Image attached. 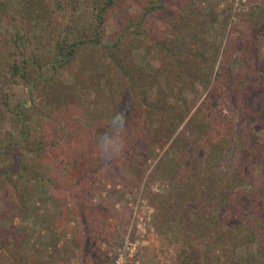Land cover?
Masks as SVG:
<instances>
[{"label":"trees","instance_id":"obj_1","mask_svg":"<svg viewBox=\"0 0 264 264\" xmlns=\"http://www.w3.org/2000/svg\"><path fill=\"white\" fill-rule=\"evenodd\" d=\"M175 1L194 7L196 0H0V23L5 24L9 38L5 75L30 88L42 87L43 92L51 81L60 85L40 94V99L54 104L47 114L41 108L42 102L12 105L7 96L0 94V123L6 124L0 130V181L11 188L18 207L31 199L39 183L51 185L54 195L64 203L73 199L76 189L84 190L81 181L86 173H98L99 179L112 178L119 162L128 163L129 171L135 172L140 159L136 155L135 161L136 152L129 146L138 142L149 151L162 141H171L157 164L167 176L179 170L176 180L181 184L173 189V199L159 200L157 209L162 218L173 213L170 217L178 236L182 235V239L174 237L179 264H264V137L255 134L238 155L232 125L220 118L222 109L230 112L231 122L249 115L257 125L255 129L264 131V55L257 48L258 38H264V12L258 5H248L242 10L247 38H222L211 47L213 50H206L209 56H205L204 36L187 41L184 17L179 11H190ZM212 4L214 10L218 2ZM111 12L117 16L118 29L113 44L106 45L102 38ZM126 43L143 45L148 54L158 55V74L150 78L140 66L123 62L119 54ZM176 44L183 49L174 52ZM230 48L242 58L235 73L226 65L225 55ZM257 63L262 68L256 72ZM204 67L208 68L205 74ZM45 70L51 73L49 78ZM65 72L67 84L64 77L58 79ZM200 83L210 88L185 124L188 128L175 135L192 109L186 95L196 94L195 87ZM154 91L156 100L150 98ZM163 96L173 98V105H165ZM219 100L222 104L215 111L210 106ZM234 101L238 104L232 110L226 103ZM86 112L88 117L100 119L124 113L125 147L116 160L107 161L92 131L73 122L74 116ZM156 124H162V128H155ZM60 125L72 133L71 139L64 140L58 131ZM188 147L201 148L211 164L204 169L193 165L195 156ZM14 152L35 155L30 178L1 165L2 157ZM175 152L185 155L184 168L171 156ZM235 157L238 162L230 172ZM144 165L136 172L138 179L148 167ZM32 179L36 183H25ZM242 182L253 186L250 192L233 191ZM221 183V192L211 200V187ZM205 201L207 207L201 208ZM93 210L88 208L89 212ZM8 246L11 264H21L25 256L20 258V246ZM241 247L247 252L239 259L237 251Z\"/></svg>","mask_w":264,"mask_h":264},{"label":"rangeland","instance_id":"obj_2","mask_svg":"<svg viewBox=\"0 0 264 264\" xmlns=\"http://www.w3.org/2000/svg\"><path fill=\"white\" fill-rule=\"evenodd\" d=\"M263 1L196 0L193 1L194 7L184 4L182 1H177V3L175 1L174 4L185 6L190 11H179L184 17L183 31L187 35L189 43L198 35L204 36L203 51L205 50V56H207V51L213 50L211 47L215 46L218 40L222 38L229 37L232 41L245 40L248 36V30L242 20V10L244 11L248 5H258L264 12ZM214 2H218V5H215L213 10L214 4L212 3ZM130 11L133 13L134 9ZM106 21L107 25L102 40L103 44L112 45L115 41L114 31L118 29L116 14L112 12L108 14ZM160 34L162 35L161 32ZM258 39L257 48L264 55V38ZM7 41L9 42V38L5 24L0 23V94L7 96L12 105L20 103L23 106H30L32 102H42L41 108L47 114L54 108V104L40 99V94L43 95L50 89L60 87L59 82L56 84L51 81V86L43 92L42 87L38 89L31 87V89L21 82L10 80L3 70L9 48ZM125 45L127 46H124L119 54V58H122L123 62L127 64L131 62L140 66L150 78L158 74L161 67L158 55L148 54L143 45L135 46V44L130 45L128 43ZM178 48L183 49V46L176 44L174 52H178ZM89 53L91 55L92 52ZM225 59L226 65L233 73L238 70V66L242 63L241 55L235 52L233 48L229 49ZM243 62H246L245 56ZM195 65L198 66L196 63ZM168 66L171 68L172 64L169 63ZM254 68L257 72L262 66L257 63ZM207 69L204 67V74ZM50 74L48 70L44 71L46 77L49 78ZM60 77H64L61 79L67 84L69 79L67 73L65 72L58 79ZM102 88L105 89L103 83ZM209 88L210 86L207 87L200 83L195 87L196 94L186 95L188 104L192 105V109L187 112L175 135L184 128H188L185 124L195 112L196 107L202 102ZM155 94V91L150 94L152 100L157 99ZM89 96L90 94L86 93V97L89 98ZM162 101L165 105H173L174 102L173 98L164 96ZM230 102L226 104L234 110L233 108L237 106L238 102L234 101L233 104ZM221 104L220 100L214 101L210 107L216 111ZM83 114L82 116H74L73 122L90 129L95 141H99L100 136L112 130L110 123L112 118L100 119L97 116L91 118L87 116L88 112ZM231 116L229 111L222 109L220 118H224L226 122L232 125L235 151L239 155L247 149L255 134L263 138L264 131L258 132L255 129L257 125L249 115L242 121L234 119L233 122L229 119ZM43 120L46 121L45 118ZM4 128H6V124L0 123V130ZM58 128V131L62 132L64 140L71 139L72 133L67 128L61 127V125ZM155 128H162V124H156ZM187 133L189 132L187 131ZM170 142L162 141V144L155 146L153 150L149 149V151H146L143 145L137 144L138 142L129 146V148H134L136 152L135 161L136 155L138 156L137 159H140L135 168L137 170L145 168L144 163L148 166L140 179L136 175L137 170L130 172L128 163L119 162L117 172L112 178L103 177L100 180L97 178L98 173V175L86 173L83 181H81V186H85L84 190L76 189L73 199L64 203L57 195H54L51 185L39 183L31 192V199L27 203L25 202V205L18 207L14 199L16 196L13 195L11 188L0 181V264H11V260L7 256L8 253H6V248L10 247L9 244L20 246V258L25 256L21 264H28L31 260L38 262L35 264H179L178 244L174 237L182 239V235L178 236V230L175 228L176 223L170 217L173 213H168L166 215L168 217L162 218L164 215L157 209L159 200L161 198L173 199V189L181 184L180 180L179 182L176 180L179 170H173L175 173H169L167 176L163 174V170L161 171L157 164L161 157H164ZM188 149L190 148L188 147ZM193 150L190 149V152L195 156L192 157L193 161L191 160L193 165L197 164L203 167L211 164L205 151L201 154V148ZM171 156L177 164L179 162L183 168L185 167L184 154L175 152ZM34 157L35 155L26 156L14 152V154L2 157L1 165L10 170L11 173L22 172L26 174V178H30L31 160ZM237 160L235 157L231 163L230 172H232L234 163L237 164ZM216 170L218 171L217 168H214L213 171L216 172ZM223 172L226 173V169H223ZM218 174L223 173L219 171ZM84 182L86 183L84 184ZM25 183L30 185V183L36 182L32 179V182L25 181ZM222 185L221 183V185L211 187V197H209L211 200L216 199V194L221 192ZM195 188L200 193L203 192L200 187L196 186ZM252 188L250 183L242 182L234 186L233 191L246 193L250 192ZM86 204H89V207H86ZM202 206L201 208H206L207 202L205 201ZM91 207H94L93 212L88 211V208L91 209ZM171 210H176V207L173 206ZM71 211L73 212L70 213ZM184 218L182 216V219ZM24 251L28 253H23ZM245 252L247 251L244 247L238 249L237 256L239 259L244 257Z\"/></svg>","mask_w":264,"mask_h":264},{"label":"clouds","instance_id":"obj_3","mask_svg":"<svg viewBox=\"0 0 264 264\" xmlns=\"http://www.w3.org/2000/svg\"><path fill=\"white\" fill-rule=\"evenodd\" d=\"M126 117L124 113H117L111 119V131L99 137L98 149L107 161L118 158L125 147L123 131Z\"/></svg>","mask_w":264,"mask_h":264}]
</instances>
